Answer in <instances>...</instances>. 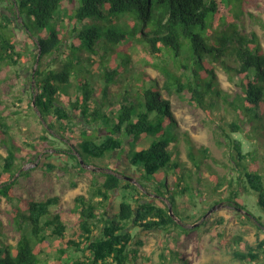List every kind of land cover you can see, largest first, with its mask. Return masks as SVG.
I'll return each mask as SVG.
<instances>
[{
  "label": "trees",
  "instance_id": "trees-1",
  "mask_svg": "<svg viewBox=\"0 0 264 264\" xmlns=\"http://www.w3.org/2000/svg\"><path fill=\"white\" fill-rule=\"evenodd\" d=\"M251 4V0H12L11 11L23 20L24 47L32 45L37 50L33 56L35 69L28 77L29 82H35L37 93L30 103L39 113L45 133L50 135L55 126L53 119L66 122L72 115H79L92 126L100 124L106 134L102 141L83 131L78 142L69 146L80 158L79 163L87 166L92 159L113 157L114 153L121 156L128 144L127 158L139 175L136 182L140 189L129 183L122 185L114 173H106L100 185L92 182L89 197L77 196L81 240L66 244L88 252V258L64 263L66 251L61 249L59 256L47 264H134L138 249L126 231L129 224L144 231L166 233L172 227L184 230L174 219L179 210L176 196L183 197L192 190V172L179 160L178 121L162 90L185 94L212 121V112L220 105L234 113L233 120L219 127L238 157L232 156L236 177H230L225 185L214 172L209 177L220 201L243 212L247 220L252 218L264 231L261 219L250 215L236 201L240 188L252 191L264 214V173L254 167V159L251 165L244 162L241 144L226 130L238 132L247 126L250 133L254 120H261L264 137V48L257 33L245 32L242 23ZM4 18L0 23V64L16 65L20 55L10 27L12 20ZM65 36L70 39L68 47ZM129 39L156 59L167 55L173 70L162 68L164 85L135 70L126 49ZM63 47L69 51L67 58L62 63H51ZM219 72L237 78L239 93L233 99L219 86ZM72 89L76 90L73 96ZM1 112L0 135L7 134ZM55 140L64 143L59 138ZM143 142H147L146 146L137 149ZM4 143L7 154L0 169V195L6 202H17L11 218L19 239L15 253L11 245L0 242V264H44L39 257L46 229L51 227L49 233L59 239L65 237L61 215L52 214L50 209L59 198L33 200L16 196L14 189L22 176L18 152L22 150L12 142ZM31 147L33 150L26 153L30 158L40 155L41 150H60L54 141L44 137ZM254 154L250 152L248 156ZM191 158L194 169L201 171L207 157L202 154L197 158L192 150ZM160 173L166 179L159 177ZM167 179H171L170 185ZM235 181L243 187L233 189ZM151 183L154 196L163 198L167 193V204L128 197V190L145 195ZM119 189L127 197L120 204L119 214L107 218L106 202L110 193ZM213 203L203 210L201 218ZM235 243L241 245V238L236 237ZM262 253L264 240L255 247L248 246L245 252L234 251L233 257L253 263L260 260Z\"/></svg>",
  "mask_w": 264,
  "mask_h": 264
},
{
  "label": "rangeland",
  "instance_id": "rangeland-1",
  "mask_svg": "<svg viewBox=\"0 0 264 264\" xmlns=\"http://www.w3.org/2000/svg\"><path fill=\"white\" fill-rule=\"evenodd\" d=\"M12 0H0V23L4 22V17L8 16L12 20L10 27L16 38L17 52L20 55L16 65L0 64V111L7 125V134L0 135V169L4 164L7 154V145L12 142L19 151L17 165L22 167V176L18 177L14 194L26 199L42 200L48 197H58L57 205L52 206L51 213H59L66 225L64 239L49 233L46 229L44 242L42 244V254L40 260L47 264L56 259L61 249L66 251L64 263H70L75 258L86 259L89 253L67 246L69 240H81L79 229V213L75 203V198L79 195L89 197L92 191V182L100 185L104 181L106 173H114L122 180V185L129 183L137 185L136 179L139 177L136 168L127 158L130 150L125 144L127 151L121 156L118 153L107 155L101 159H92L86 165L79 163L80 158L69 146L78 142L80 133L85 131L98 142L102 141L106 134L105 129L100 124H86L79 115H72L68 121L54 120L55 126L50 131V135L44 131L39 113L31 106V99L37 93L35 82H29L28 77L34 71L33 56L37 50L32 45L24 47L26 38L22 28V18L10 9ZM251 6L247 8L243 17V29L245 32H256L264 48V0H251ZM253 14V16L249 15ZM62 20L65 15H62ZM65 44L70 45V39L65 36ZM67 47L55 55L51 63H62L69 53ZM127 51L132 56V61L136 71H143L157 80L160 86L164 85V75L162 68L167 66L172 69L171 61L167 55L159 59L151 56L142 45H137L129 39ZM30 55L31 58H27ZM93 59H97L93 57ZM48 62L49 59H45ZM219 86L227 92L230 99L239 93L237 78H229L224 73H218ZM34 80V79H33ZM100 85L101 82L98 81ZM164 97L172 103L173 112L178 121V132L180 142L178 146V157L182 165L192 172V190L186 192L185 196L177 197L178 215L175 219L184 230L172 227L168 232L144 231L134 224H129L126 231L132 236L134 246L138 249V255L134 264H264V253L260 260L253 263L242 262L233 257L234 251H247V247H255L260 240H264V231L259 230L255 221L247 220L243 212L236 211L230 207L226 201H220V195L213 191L214 182L209 177L210 173H215L222 185H225L230 177H236L233 171L235 154L233 146L223 134L219 125L233 120L234 113L225 109L222 105L215 108L210 120L185 94L169 93L162 90ZM73 96L76 90H70ZM66 107V106H65ZM227 110V111H226ZM259 119V118H258ZM261 120H254L252 131L248 132V127H244L238 132H230L226 128L230 137L241 144V153L246 156L245 163L251 165L255 160L254 167L264 173V137L260 127ZM258 126V127H257ZM99 128L95 131L94 128ZM226 127V126H225ZM64 129V130H61ZM60 129V130H59ZM58 132L61 133L59 135ZM65 132V133H64ZM64 134V136H62ZM47 138L55 142V147L60 150H41V154L30 158L26 153L32 151L33 145H38L42 139ZM55 138H59L64 143H59ZM61 138V139H60ZM63 138V139H62ZM4 140V142H3ZM7 143V144H8ZM147 142L138 144L137 149L145 147ZM61 149L63 153L61 152ZM197 158L202 154L207 157L201 171H196L193 166L191 151ZM255 153L248 156V153ZM63 155V158H60ZM26 156V157H23ZM90 160V159H89ZM39 164V166H37ZM47 164L51 167H48ZM159 177L164 178L163 173ZM166 179V177H165ZM169 185L171 179H167ZM233 189L243 187L235 181ZM139 187V186H138ZM140 189V187H139ZM145 195L137 194L128 190V197L135 196L147 199L158 205L167 204V193L164 197L154 196V184L147 187ZM142 192L145 191L141 189ZM225 197L227 193L224 194ZM122 189L114 190L110 193L107 205V218H115L119 214V207L126 198ZM256 194L240 188L237 202L246 207L250 215L256 219H261L264 225V214L256 204ZM219 201V204L213 203ZM213 203L207 213L216 208L210 215L206 214L201 218V214ZM17 205L16 201L6 202L0 195V242L11 245L16 251L19 234L12 223L11 211ZM101 223H98L100 225ZM241 238V245L235 243V238ZM141 242V244H138ZM68 256V257H67ZM183 261V262H182Z\"/></svg>",
  "mask_w": 264,
  "mask_h": 264
},
{
  "label": "water",
  "instance_id": "water-1",
  "mask_svg": "<svg viewBox=\"0 0 264 264\" xmlns=\"http://www.w3.org/2000/svg\"><path fill=\"white\" fill-rule=\"evenodd\" d=\"M218 207H220V205L217 206L216 208H218ZM216 208H213L212 210H210V211L206 214V216L210 215V214H211ZM174 219H176V218H174Z\"/></svg>",
  "mask_w": 264,
  "mask_h": 264
}]
</instances>
